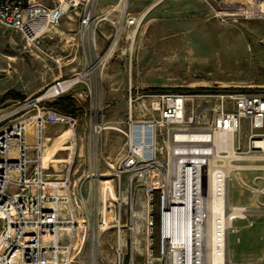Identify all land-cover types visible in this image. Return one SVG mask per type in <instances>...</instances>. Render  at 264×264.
<instances>
[{
  "label": "built area",
  "instance_id": "2783aa9c",
  "mask_svg": "<svg viewBox=\"0 0 264 264\" xmlns=\"http://www.w3.org/2000/svg\"><path fill=\"white\" fill-rule=\"evenodd\" d=\"M90 2L56 0L47 5L0 0V25L19 33L28 50L54 64L58 73L76 63L40 93L16 102L10 110L1 109L0 264H200L194 250L200 220L195 214L197 198L193 199L191 177L203 178L205 156L216 135H230L236 155L230 162L234 169L227 177V187L232 172L249 166L232 164L247 160L239 148L243 132L249 150L264 153L252 143L264 140V91L220 87L201 93L168 92L133 83L129 75L124 89V128L108 125L104 70L120 41L133 42L138 21L127 12L126 0H120L121 9L117 4L112 10L118 11L117 20L112 21L114 32L102 51ZM68 11L78 21V56L63 50L53 36ZM122 53H127L130 64L131 50ZM60 97L72 99L73 112L48 105ZM13 116L17 117L8 124ZM28 120L34 126L31 146L26 144ZM53 126L59 129L49 135L48 128ZM110 129H117L124 143L116 160L102 155L101 171L95 162ZM61 130L70 133L64 142L67 150L53 157L66 159L57 169L53 162H43L44 136L52 138ZM220 155L227 153L223 150ZM176 178L182 181L177 194L170 186ZM102 181L111 182L116 197L111 204L103 200ZM137 181L141 182L140 201L132 195ZM84 186L86 195L82 194ZM258 193L264 196V186ZM244 218H233L226 231L228 261V237L239 231L233 221ZM106 235L111 242L103 250L101 240ZM108 250L111 257L105 262Z\"/></svg>",
  "mask_w": 264,
  "mask_h": 264
},
{
  "label": "rangeland",
  "instance_id": "374dc122",
  "mask_svg": "<svg viewBox=\"0 0 264 264\" xmlns=\"http://www.w3.org/2000/svg\"><path fill=\"white\" fill-rule=\"evenodd\" d=\"M44 1L52 5L56 0ZM247 1L250 3V0H127V12L137 18L138 24L133 42L125 38L120 41L104 70L103 99L107 104L108 125L124 128V89L129 75L133 83L168 92L201 93L220 87L264 91V17L219 15L234 11L242 4L245 6ZM117 3L118 0L90 2L98 22L97 44L102 51L114 32L112 21L117 20L118 11L112 10ZM121 5L118 4L117 9H121ZM71 15L72 11H68L65 19ZM63 45L70 53V47ZM83 45L88 53L86 40ZM124 50L132 52L130 64L127 53H122ZM74 66L76 63L69 67ZM69 67L63 68L62 73L68 72ZM56 75L58 70L54 64L37 58L26 48L19 33L0 25V113L1 109L10 110L16 102L22 101L13 94L18 93L23 99L38 94ZM9 92L12 94L4 98ZM16 117H11L7 123H12ZM48 129V134L54 135L59 128ZM117 129H110L104 135L102 152L95 162L101 171L104 170L102 155L112 162L123 146L124 139ZM248 144L243 132L239 145L241 156H255L256 160L232 163L252 168L232 172L228 186L229 202L246 210L244 219L233 221L232 226L238 233L232 232L228 237L232 264H264V196L258 193L264 186L260 178L264 177V159L259 158L264 153L249 150ZM85 165L87 169L88 164ZM138 182L141 183L137 181V190H133L132 195L140 201ZM82 194H87L86 186ZM110 242L111 237L104 236L102 249ZM110 257L108 250L105 262ZM83 260L88 262L86 251Z\"/></svg>",
  "mask_w": 264,
  "mask_h": 264
},
{
  "label": "bare ground",
  "instance_id": "6f19581e",
  "mask_svg": "<svg viewBox=\"0 0 264 264\" xmlns=\"http://www.w3.org/2000/svg\"><path fill=\"white\" fill-rule=\"evenodd\" d=\"M40 2L41 0H34ZM248 4V5H247ZM264 0H250L246 5H240L234 11L219 13L224 17H236L241 15H247L248 17H264ZM235 8V7H234ZM62 41L64 45H68L70 40L62 33ZM26 131V144L31 146L34 142V126L31 120L25 122ZM69 131L61 130L58 134L52 138L44 136V150H43V162L46 165L48 162H53L58 169V164L66 162L65 157H53L58 151L67 150L64 147V142L69 136ZM231 136H218L213 140V145L210 148V152L205 156L207 167L205 172H202L203 178L198 175H192V190L193 194L197 198L194 202V209L196 217L199 218L200 223L197 226L195 248L196 259L200 264H232L227 259V244H226V231L231 225L233 218H243L245 210L238 206H233L229 202L227 177L229 173L234 169L231 165V160L236 158L233 153ZM253 146L257 149L264 151V140H254ZM226 151L227 155L221 156V151ZM10 155L15 156L14 150H10ZM259 158L264 159V156ZM247 160H254L256 157H246ZM216 160H221L222 165L216 163ZM243 168L250 169L252 166H244ZM231 176V175H230ZM182 181L179 178L173 180L170 186L175 194L180 193ZM102 188L103 200L110 204L116 198L111 186L110 181H102L100 184ZM166 195V194H165ZM48 206V205H46ZM103 213L107 216H111V212L103 209ZM137 218L141 217V214H136ZM198 224V223H197ZM229 253V252H228ZM230 262V263H229ZM250 264V263H248Z\"/></svg>",
  "mask_w": 264,
  "mask_h": 264
},
{
  "label": "crops",
  "instance_id": "0c3cea01",
  "mask_svg": "<svg viewBox=\"0 0 264 264\" xmlns=\"http://www.w3.org/2000/svg\"><path fill=\"white\" fill-rule=\"evenodd\" d=\"M40 2L42 3H45L44 0H41ZM120 2V0H118V3ZM117 3V4H118ZM126 3H127V0H126ZM47 4V2L45 3ZM48 5V4H47ZM117 6V5H116ZM115 7V6H114ZM65 20V22H64ZM77 27H78V21H77V18L74 16V15H71L69 16L68 18H63L59 27L55 30V35L54 38H55V41H58V44L60 43H63V39H62V35L61 33L64 35V36H67L70 40V43L67 45V47H70L69 49L71 50V52L69 54H71V56H77V49H76V44H77ZM63 45V44H62ZM64 46V45H63ZM44 47H47V44H44ZM63 50L66 51V49H64L62 47ZM75 50L74 53H72L73 51ZM73 54V55H72ZM33 55H35L37 58H39L40 60L44 61V62H47V63H50L52 65L51 62L47 61L45 58L41 57V56H38L36 54L33 53ZM69 69V68H68ZM68 73V72H66ZM66 73H62V70L58 73V75H56L53 80L57 77V76H60V75H64ZM53 80H51L50 82H52ZM49 82V83H50ZM48 83V84H49ZM48 84H46L45 86H47ZM43 86L42 88H40L39 90L42 91L44 89ZM39 91V92H40Z\"/></svg>",
  "mask_w": 264,
  "mask_h": 264
},
{
  "label": "trees",
  "instance_id": "16d2710c",
  "mask_svg": "<svg viewBox=\"0 0 264 264\" xmlns=\"http://www.w3.org/2000/svg\"><path fill=\"white\" fill-rule=\"evenodd\" d=\"M10 94H12V92L6 93L4 95V98H6ZM13 95H14V98L23 99V96H21L18 93H15ZM48 105L53 107V108H55V109H58V110H61V111H65V112H73L74 109H75V106L73 104L72 99H70L68 97L57 98L54 101L49 102Z\"/></svg>",
  "mask_w": 264,
  "mask_h": 264
}]
</instances>
